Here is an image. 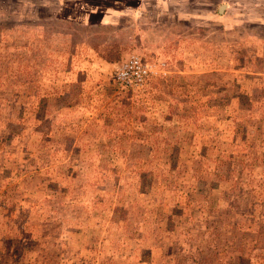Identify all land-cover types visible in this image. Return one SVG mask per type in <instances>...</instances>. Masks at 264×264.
<instances>
[{
	"label": "rangeland",
	"instance_id": "374dc122",
	"mask_svg": "<svg viewBox=\"0 0 264 264\" xmlns=\"http://www.w3.org/2000/svg\"><path fill=\"white\" fill-rule=\"evenodd\" d=\"M0 264H264V0H0Z\"/></svg>",
	"mask_w": 264,
	"mask_h": 264
},
{
	"label": "built area",
	"instance_id": "2783aa9c",
	"mask_svg": "<svg viewBox=\"0 0 264 264\" xmlns=\"http://www.w3.org/2000/svg\"><path fill=\"white\" fill-rule=\"evenodd\" d=\"M150 74V65L140 57L132 56L116 70L115 78L124 87H138L143 85Z\"/></svg>",
	"mask_w": 264,
	"mask_h": 264
}]
</instances>
